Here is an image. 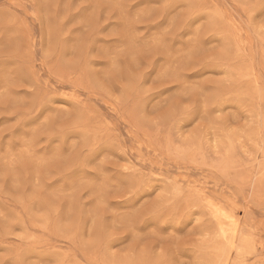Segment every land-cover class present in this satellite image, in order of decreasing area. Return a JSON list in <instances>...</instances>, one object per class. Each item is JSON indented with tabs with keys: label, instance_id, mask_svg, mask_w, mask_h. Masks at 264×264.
Returning a JSON list of instances; mask_svg holds the SVG:
<instances>
[{
	"label": "rangeland",
	"instance_id": "obj_1",
	"mask_svg": "<svg viewBox=\"0 0 264 264\" xmlns=\"http://www.w3.org/2000/svg\"><path fill=\"white\" fill-rule=\"evenodd\" d=\"M131 2L0 0V113L25 111L35 97L55 93L60 95L53 98L75 113L59 121L52 114L45 127L24 138L26 143L22 140L9 149L5 142L0 150V264L28 247L47 250L49 264H162L165 259L169 264H264V32L259 31V20L250 27L246 5L251 0H185L203 10V19L193 25L194 36L211 43L189 45L180 69L214 62L217 73L202 78L210 89L208 102L221 96L228 99L221 110L183 129L156 122L167 106L145 116L122 102L128 83L124 77L138 79L159 50L155 43L137 42L142 32L137 28L156 20L157 13L144 11L128 17L123 8L116 7ZM188 11L178 9L180 19L172 32L180 28ZM116 22L118 27L110 26ZM81 25L75 34L74 54L62 55V41L74 26ZM97 26L104 31L91 53L93 60L76 63ZM105 38L121 43L109 48ZM6 56L15 63L4 60ZM172 69L175 72V64ZM158 84L149 81L140 91ZM28 92L32 96L25 95ZM79 118L93 139L102 135L110 141L111 151L98 163L147 170L161 180L152 199L163 196L166 203L172 202V211L178 210L187 224L183 232L174 233L173 228L159 232L153 225L142 224V231L133 230L124 239L131 222L142 213L116 216L105 225V202L125 195L107 185H96L85 197V201L95 197L98 204L92 209L87 233L81 234L77 227L84 188L68 197L69 207L60 216L70 190L47 185L66 165L47 151L46 138L53 127ZM15 122L0 124V134ZM135 203L116 207L127 210ZM152 207L149 204L145 210ZM173 235L175 239L170 240ZM100 237L105 243H87ZM168 250L175 255H167ZM41 255L39 250L28 253L33 262Z\"/></svg>",
	"mask_w": 264,
	"mask_h": 264
},
{
	"label": "snow or ice",
	"instance_id": "obj_2",
	"mask_svg": "<svg viewBox=\"0 0 264 264\" xmlns=\"http://www.w3.org/2000/svg\"><path fill=\"white\" fill-rule=\"evenodd\" d=\"M116 7L123 8L124 15L128 17L134 13L139 16L144 11L157 13L156 20L137 28V31L142 29L137 42L155 43L159 49L157 56L153 58V62L148 65L138 79L132 76L124 77L128 83L121 94L123 103L130 106L134 112L143 113L145 116L156 114L160 109L167 106V111L159 116L156 122L164 126L171 125L173 129L188 127L197 119L206 118L211 112L221 110L226 106L227 97L221 96L209 103L206 96L210 89L207 81L202 78L217 73L218 69L214 62L205 61L187 70L180 69V65L186 59L184 51L189 45L194 42L203 45L211 43L207 39L199 40L193 34V25L196 24L197 20L203 19L202 9L194 4H186L185 0H166L163 4L161 0H132L128 5H117ZM246 7L249 11L250 27H254L259 20V31L264 32V0H251V3L247 4ZM183 8H187L189 11L181 22L180 28L172 32L173 26L180 19L181 14L178 9ZM110 26L118 27L119 22ZM81 27L82 25L74 26L69 38L62 41V55L67 56L73 53L75 34L81 31ZM103 31L102 26H97L92 34L87 37L83 45V54L76 63L83 64L93 60L91 53L96 50L98 38L101 37ZM170 32L172 33L171 36L169 35ZM104 43L111 48L112 45L121 43V41L105 38ZM38 55L39 53H37ZM3 59L15 63L14 58L10 56ZM188 62L191 63L190 60ZM174 64L176 65L175 72L172 69ZM165 65L168 67L165 68ZM5 72H7L6 65ZM173 75L175 78L172 79L171 83L158 84L159 80ZM149 81L158 84V86L147 91H140L143 85ZM193 94H195L194 99L192 98ZM25 95L32 96V93L28 92ZM54 95L60 94L37 96L31 101V107L25 111L12 114L0 113V116H4V119L0 120V124L6 121H16L10 128H6L4 133L0 134V150L4 149L5 142H7L9 149L15 148L22 140L26 143L24 138L29 137L37 128L45 127L52 114H55L57 121L62 116L75 114L71 110V106L69 109H65L62 106L64 102L54 99ZM185 101L190 102L185 103ZM17 116L20 117L19 120H17ZM86 128L87 125L83 119L79 118L76 122L53 127L46 138L48 141L47 151L53 152L55 158L61 164L66 165L52 178L53 182L47 185L48 188L58 191L70 190L66 193L64 206L59 210L60 216L63 217L64 209L69 207L68 197H71L77 188H84L79 197L77 227L81 234L87 233V224L92 209L94 206L98 207V204L95 197H89L87 201H85V197H88L89 191H92L96 185H107L110 190L120 189L124 191L125 195L117 196L113 201L105 202L106 211L103 216L105 225H108L116 216L128 218L134 213H142L139 219L131 222L130 230L124 234V239H127L133 230L142 231L143 229L140 228L142 224L145 227L153 225L159 232H167L168 228H173L174 233L183 232L187 224L182 223L178 210L172 211V202L166 203L163 196H157L155 201L152 199L161 187V180L153 172L147 170L129 171L127 168L105 167L103 162L98 163L102 155L111 151L107 147L110 141L102 135H97L93 139L92 133L86 131ZM41 139H45V137L42 136ZM112 155L117 154L112 152ZM119 158L123 159L124 157L120 156ZM144 168L146 169L147 166L145 165ZM129 201H136L131 209L123 210L116 207L118 204ZM149 204H152L153 207L150 210H145ZM107 209H114L115 211H108ZM161 225L165 226L162 227ZM112 239L119 240V237ZM169 239H175V236H170ZM87 243L103 244L105 239L100 237ZM36 250H39L42 255L36 262H33L29 259L28 253ZM176 251L178 252L179 249ZM167 255L171 256L175 253L168 250ZM4 264H49V258L47 250L28 247L21 249L12 258L5 260ZM129 264L132 262L129 261ZM162 264H169V261L165 259Z\"/></svg>",
	"mask_w": 264,
	"mask_h": 264
},
{
	"label": "bare ground",
	"instance_id": "obj_3",
	"mask_svg": "<svg viewBox=\"0 0 264 264\" xmlns=\"http://www.w3.org/2000/svg\"><path fill=\"white\" fill-rule=\"evenodd\" d=\"M229 228V227H228ZM230 236H232V235H230ZM229 242V241H228Z\"/></svg>",
	"mask_w": 264,
	"mask_h": 264
}]
</instances>
